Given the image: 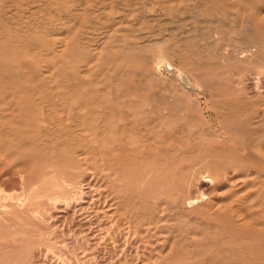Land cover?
<instances>
[{
    "label": "bare ground",
    "instance_id": "bare-ground-1",
    "mask_svg": "<svg viewBox=\"0 0 264 264\" xmlns=\"http://www.w3.org/2000/svg\"><path fill=\"white\" fill-rule=\"evenodd\" d=\"M115 1L117 0H35L34 2L26 0L27 3L21 4L25 11L21 9L19 11L16 9L14 0H0V87L2 88L0 91V221L5 216L4 200L12 202L19 200L18 196L4 197L2 187H5L12 179L15 181L16 175L19 176L20 184L24 185L21 170L24 164L34 163L38 170V178L36 181L30 180L33 182L30 186L37 187L36 191L40 193H47L46 197L50 204L60 201L69 205L75 201L76 198L68 197L69 190L77 189L82 179L85 178L86 171L91 170L92 174L102 176L107 186L114 185L118 191L123 188L128 194V200L121 199V202L127 204L125 211L129 225L136 220L138 210L142 211L143 216H150L147 222L143 223L144 230L142 229L141 234L157 239L162 242L163 247L167 245L165 248L168 250L165 254L163 253L166 261L171 255L173 257L171 253L174 249L182 248V245L176 244L180 243L183 238L177 241L174 235L172 239L169 236H156L162 225L172 218L169 212L173 213V207H170V204L167 207V202L165 204L156 199L150 200L151 198L147 196L150 191L146 190L147 193L144 191L149 187V178L152 177L155 181L167 180L170 177H181L193 172L200 174L201 183L207 182L209 187H226L229 184V188H232L233 182L230 181L233 175L242 173L249 177L250 172L253 178L242 181L243 189L231 191L226 199L220 198L221 195L208 197L200 191V188L195 193L193 192L192 198L181 200L180 204L183 206L182 210L186 213V218L190 213L195 214L204 219L206 224L203 223L202 233L192 228L193 230L190 231L192 237L188 241L183 240L182 243L187 242L185 245L195 247L197 252L195 257H198V260H193L188 264H264V182L261 181L264 177V12L259 13L258 9L257 13H237L240 28L235 24L238 30H234V35L236 41L241 40V44L240 47L235 44L231 45L233 47L228 49V52L220 46L224 33L220 37L219 28L218 30L216 28V31L211 30L212 33L200 31L198 34L197 29L193 27L194 29L191 28L193 33L189 30L187 37L181 35L184 40L181 41L180 36L179 42L173 41L171 36H178L180 27H176L175 31L171 30L172 33L165 26L166 23L163 24L157 19L159 13L165 15L164 13L174 11V3L170 8L166 0L164 2L122 0L125 5L124 7L121 5L120 9L115 5ZM235 1L237 3L235 7L238 9L239 5L241 7V4L245 3V0ZM231 3V0L225 1V6H223L226 12L235 8ZM257 3L260 4V2ZM39 4L46 5L47 10L44 12L39 10ZM86 4H92V9L95 7L93 4L98 5V7L96 5V11L92 10L93 18L89 14L91 12H86ZM84 5L86 10L83 9ZM198 8L199 4L195 8V13ZM179 9L178 13H180ZM222 10H224L223 7L221 13ZM190 11L188 9V12ZM226 12L225 14H228ZM214 13L217 15L216 12ZM229 18L232 23L233 16L230 15ZM217 19L220 20L219 16ZM149 26L161 28V32L147 34ZM221 26L220 28H223ZM225 30H228V26ZM183 41H189V45L191 41L196 43L198 49L200 48L199 52L196 51V54L190 56L189 47L187 49ZM190 48L197 50L195 47L190 46ZM19 52L24 59H29L28 65L21 66V63L16 60ZM206 59L214 60L212 62L214 66H221L226 71L223 74H226L232 65H247L259 69L254 73L257 77L256 83L245 87L242 95L235 97V102L219 104V106L216 104L217 108L216 106L209 107L206 103L200 104L201 98L188 97L186 94L192 107L200 110V115L214 111L211 113H214V116L218 115L217 121L230 127L228 135L223 128L211 130V126L210 130L207 126L204 128L205 131L197 132L196 137L189 133L187 135L184 131V129L187 131V128L182 122L186 119V112L185 116H179L180 110L178 109L179 112L174 119L172 118V123L169 120L170 127L166 124L170 116L153 118L154 106L150 105L151 102L147 103V97L143 93H141L143 96L137 94V97L130 93L123 95L127 89H125L126 86L123 87L124 91L121 96L114 93L121 88L119 89V86L114 83L112 76L119 73L125 74L132 66L137 76L139 74L156 80H160L164 72L173 73L175 78L182 83L185 82V76H193V80L190 79L193 86L203 91L207 84L209 88L213 85L210 86L209 82L204 85V78H199L200 74L205 76L204 71L208 69ZM40 66L44 68L40 69ZM13 67L16 68L14 73L17 76L14 79L9 77ZM231 70L233 71L232 68ZM140 80L142 81L141 78ZM30 87L36 90L35 95L39 92L41 96L44 88H48L50 92L49 95L42 93V97L33 101L30 93H34V89L30 92L28 91ZM132 90L134 91L133 88ZM147 90L149 91L148 87ZM249 95H254L256 102H249L247 98ZM179 102L182 104V101ZM13 106L15 107L13 109H16L15 114L12 112ZM144 110H146L144 113L146 119L140 123L139 116ZM157 110L161 112L159 108ZM195 116L197 119V115ZM189 118L186 120L188 125H191L190 123L195 119L191 121ZM196 126L194 124V127ZM192 129L191 133L194 131L196 133V130L200 128L197 127L193 131ZM45 150L47 154H49L48 151L59 152V156L68 151L69 156L56 158L57 156L47 155L46 157ZM255 156H258L256 158L263 163L261 167L252 164ZM190 161H203L205 163L204 172L196 166L187 168V163L189 165ZM61 166L64 167L66 173L64 176L68 179H63L54 186L63 188L65 191L54 190L55 187L48 180ZM123 173H126L129 179L135 177L133 180L130 179L132 183L126 180L128 183L120 184L121 180H118L117 176ZM112 177H116V180ZM135 179L138 180L137 183ZM135 184L137 186L139 184L138 190L137 187L133 190L132 185L135 186ZM144 184L146 185L143 187ZM181 192L178 195L183 196ZM174 199L173 203H176L177 199L175 197ZM153 209L154 211L151 212ZM139 217V221L142 222L140 215ZM174 217L173 219H176V216ZM181 227L180 233L184 226L182 229ZM169 230H173L172 227ZM165 233H167L166 229ZM17 242L18 238L16 241L11 238V235H0V264L18 262L17 258L5 254V250ZM160 253H162L161 249ZM207 255L209 257L206 258ZM181 260L182 258L172 264H184Z\"/></svg>",
    "mask_w": 264,
    "mask_h": 264
},
{
    "label": "rangeland",
    "instance_id": "rangeland-1",
    "mask_svg": "<svg viewBox=\"0 0 264 264\" xmlns=\"http://www.w3.org/2000/svg\"><path fill=\"white\" fill-rule=\"evenodd\" d=\"M34 1L35 0H29V2H34ZM117 1H119L120 3H118ZM117 1H115V5L120 7V9L122 7H124L125 4H124V2H122V0L121 1L117 0ZM162 1L164 2L165 0H159V2H162ZM166 1H168L167 5L170 6V8L173 6V3H174V5H175L173 7L174 11L171 10V12H168L169 13L168 16H167L168 13H164L165 15H163V13H159L158 14L159 17L157 20H161L163 22V24L166 23L165 26L168 29H170V31L171 30L175 31L176 27H180L179 28L180 34L178 36H171L173 41L175 40V42H176V40H177V42H179L181 39L180 38L181 35H184V37H187L189 30H190V32L192 31L191 28L192 29L196 28L198 34L200 33V31L201 32L204 31V33H212L211 30L216 31V28H217V30L219 28V32L221 30V33H219L221 35L220 37H222L223 36L222 34L224 33L223 37H224V43H225L223 45V37H222L220 46H222V48L226 49L228 52L234 46V44H235V46H239V47L241 44V42H240L241 40L239 39V42H238V40L236 41V38L234 35V30H238L237 28H235V24H237L236 26H238V28H240L239 23H238L239 20L237 22V18H238L237 13H244V12H246V13H257L256 10H258V9H259V13H260V11H262V13L264 12V5H263L264 0H245V3L244 4L242 3L241 7L239 5V9H238V7L237 8L235 7V6H237L236 1L231 0L232 7H235L233 9H231V11L229 10L231 12L230 15L233 16L232 20L234 22V23L233 22L231 23V21L229 20L230 19L229 18V16H230L229 11L226 12L225 7H224L226 0H217V1L216 0H199V1L198 0H188L187 2L185 0H181V1L180 0H175V1L174 0H166ZM257 2H260V4ZM14 3H15V6L17 7L16 8L17 10L20 11V9H21V11H25L23 5H21V4L27 3L26 0H14ZM252 3L255 4L254 7H253ZM18 4H19V6H18ZM198 4H199V8H198V11L196 10L197 11L196 12L197 15H196L195 8L198 6ZM86 5H87V11L86 12L87 13L91 12L89 14H91V18H93L92 10H93V12L96 11L98 5L93 4V6L95 5V7H94L95 10H94V8L92 9V7H91L92 4H86ZM96 5H97V7H96ZM121 5H122V7H121ZM218 6L221 9L223 7L224 10H222V13H221V9ZM38 7H40L39 10H41L42 12L47 10L46 5L43 6L42 4H39ZM177 8L178 9L180 8L179 9L180 13H178ZM83 9L86 10L85 5L83 6ZM188 9H189V11L191 9V11L188 12ZM175 10H177V12ZM214 12H216L217 15H215ZM223 12H224V15L227 16L226 18L224 15H222ZM225 12L228 14H225ZM177 13H178V15H177ZM208 13H209V16H208ZM19 14H22V13H19ZM212 14H214L216 18ZM150 15H153V13H151ZM206 15H207V17H206ZM218 16H219L220 20L217 19ZM47 22H48V19H47ZM172 22H173V25H172ZM133 23H135V22H133ZM230 23L233 24L234 28L232 27V25H230ZM226 24L228 26V30H225V28L227 29ZM229 25L231 26L232 29L230 28ZM220 26L223 28H220ZM148 28L150 29V31L148 29L146 31L147 34H149V33L150 34H157V32H159V31L161 32V28H158V27L156 28V26L155 27L149 26ZM155 28L157 31L155 30ZM196 29L194 30L195 32H196ZM173 31H171V32L173 33ZM228 32L231 35H228L229 34ZM238 32L239 31H237V33ZM191 33H193V31ZM173 37H175V38H173ZM184 37H182L181 41L184 40L183 39ZM229 37H230V39H229ZM178 38H180V39L178 40ZM225 40H227V42ZM235 41H236V43H234ZM183 42H184V44L186 43L187 49L189 47L188 54L190 56H193L194 53L196 54L197 52H199L200 48L198 49L196 43H193V41L190 42V45L188 43L189 41H183ZM183 42H182V44H183ZM192 43H193V46H192ZM227 43L229 44V46ZM238 43H239V45H238ZM231 45H233V46H231ZM190 46L193 48L194 47L197 48V50L196 49L191 50ZM226 46H227V48H226ZM22 57L23 56L19 52V56L17 57L16 60L21 63V66L22 65H25V66L28 65V62H30V61H28L29 59L28 58L24 59V57H23V60H24L23 61V60H21ZM18 58H19V60H18ZM81 60H83L82 57H81ZM206 62H208L209 66L207 67L208 69H206L204 71L205 76L200 74L199 78L200 79L204 78V85H206L207 82L210 83V86H211V84H213V85L209 88L208 87L209 84H207L206 85L207 87L204 86V87H206V89L204 88L205 90H203V91H200L193 86V84H192L193 82L190 81V79L193 80V78H194L193 76H190V77L185 76V82L182 83L177 78H175L173 73H170V74L167 73L166 74V72H164V75L160 77V80H156L155 78L153 79L151 77L147 78L145 76H140L138 73H137L138 74V76H137L135 69L132 66V67H129V70L127 73H125V74L119 73L117 75L112 76L114 83L119 86V89L121 88L119 91H116L114 93L117 96H119V95L121 96L122 92L124 91L123 87L126 86L125 89L126 88L127 89L123 92V95H125L126 93L127 94L130 93V95L137 97L138 95L143 96V94H144V96L147 97V99H146L147 103L150 104V102H151L150 105L154 106L153 110H152L153 111L152 114H155V115L154 116L151 115V116H153V118H156L157 116H158V118H160V117H167L168 118V116H170L168 118V121H166V124H168V126H170V127H171L172 120L174 119V116H176L178 114L179 110H180V112L178 114L179 116H182V117L185 116V112H186V119H188L190 117L189 119H191V121L194 120L196 117L195 115H197L198 118L194 120L195 122L192 121L190 123L192 126L188 125V121L186 119L184 121L182 120L183 124L185 123L184 127L186 126L185 128H187V131L184 129L185 134L189 133L191 135H195V137H196L197 132L205 131L204 128H206L207 126H208L207 129L210 130V126H211V130L216 129V128L221 130L223 128L225 130L226 134L228 135V134H230V130H229L230 127L220 123V121H217L218 115L214 116V113H211L214 111L204 113V114L201 113V115H200V110L197 108L196 109L193 108L192 105L190 104V102H188L187 98L190 96L191 97L195 96L194 98L199 97V99L201 98L200 104L206 103L207 106H209V107L216 106V108L219 106V104L224 105V104L230 103L232 101L235 102L236 101L235 97H239L240 95H242V92H243L242 90L245 87L252 86V83L253 84L256 83L257 77L254 75V73H256L259 69H255L253 66H247V65H245V66L244 65H238V66L232 65L230 67V69L227 70V73L223 74L226 71L223 70L221 68V66L212 65V62H214V60L211 61L210 59L209 60L206 59ZM42 66H40L39 68L43 69L44 67H42ZM231 68L233 69V71L231 70ZM15 69L16 68L13 67L11 70L12 73H9V77L12 79L17 78L16 74L14 73ZM228 71H230V72H228ZM131 73H133V74H131ZM130 75H131V77H130ZM133 76H135L136 78ZM196 77L198 78V76H196ZM140 78L142 79V81L140 80ZM114 79H117V80H114ZM136 79L138 81H136ZM206 79H207V81H206ZM149 81H150V83H149ZM130 82H131V84H130ZM134 82H136V84ZM124 83L126 85H123ZM226 83H228V84H226ZM134 84H135V86H133ZM147 87H148L150 92L147 90ZM132 88L134 89V91L132 90ZM31 89H34V88L30 87V89H28V91L30 90V92H32ZM45 89H46V91H44ZM129 89H131L133 92H131V90L129 91ZM1 90H2V88L0 87V91ZM44 90H43V92H41V96H39V94H40L39 92H37L35 95V92H36L35 89L33 90V92L35 91L34 93L29 92L30 95H32V97H33V98L31 97V99L33 101H37L39 97H42V93L43 94L46 93L45 95H49L50 90L48 88H44ZM106 90H109V89H106ZM110 90H112V89H110ZM127 90L129 92H127ZM8 92L10 93V89ZM234 92H236L237 95ZM141 93H143V94H141ZM186 94L188 95V97L186 96ZM45 95H44V97H47ZM10 96L11 95L9 94V97ZM162 96H163V98H162ZM247 98L249 99V102H256V100H257L254 95H249V96H247ZM183 99H186L187 101L183 100ZM133 100H135V99H133ZM165 100H166L167 105H169V107L166 105V103H164ZM175 101L177 102L176 104H175ZM179 101H182V104ZM155 102L157 103L156 105H155ZM159 103L162 105V107H161V105H159ZM164 104H165V106H164ZM178 104H180L179 107H178ZM132 105H134V104H132ZM173 105H176V106H173ZM181 105H182V107H181ZM14 106L12 107L13 114H15V112H16V109H13V108H15ZM149 108L151 109V106ZM158 108L161 112H159L157 110ZM166 108L169 110H167ZM165 109H166V112H165ZM174 109H175V111H173ZM171 110H172V112H168ZM145 111L146 110L141 112V115L139 116V122L142 121L143 119L144 120L146 119V117L144 115ZM132 114L133 113L131 112V115ZM192 114L194 116H192V118H191ZM159 115H161V116H159ZM207 117H208V119H207ZM169 120H171L170 125H169V122H170ZM209 121L211 124L209 123ZM198 122H201L202 124L200 125V123H198ZM194 124H195V126L196 125L197 126L194 127ZM213 124L215 125V128H213L214 127ZM179 125H180V121H179ZM199 125H200V127H199ZM202 125H203V127H202ZM189 126H190V128H189ZM197 127L200 128L201 130L200 129H198L200 131L196 130ZM192 128L196 130V133H195V131L192 132L193 134L191 133ZM193 129H192V131H193ZM44 153H45L44 155L46 157H48L49 155L50 156L53 155L55 157L57 156L56 158L69 156L68 151H66L65 153H61V156H59L60 155L59 152L52 153V152L48 151L49 154H47V151L45 150ZM256 157L258 158V156H255L252 164L256 165L258 167H261V164H263V163H261L260 159H257ZM256 160L258 162H256ZM97 163H99V161ZM191 166L199 167L198 169L201 172H204V170H205L204 169L205 163L203 161L202 162L190 161L189 165L187 163L186 167L188 168ZM200 166H202V168ZM25 168H26V170H25ZM21 170H22V176H24V185L20 184V181L18 180L19 176L16 175L15 176L16 178L14 177L15 181H14V179H12L11 182L6 184L8 186L5 185V187L4 186L2 187V190H3L2 195L4 197L7 195L8 196H15V197L18 196L17 198L19 200L15 201V202L13 201L14 203L11 200L10 201L7 199L4 200L5 201L4 202L5 216L0 221V228L1 229L4 225L3 229L2 230L0 229V235H3V234L11 235V238L16 240V241L18 238V242L13 244V246H11L9 248L10 250L9 249L5 250L6 255H10L13 258L18 259V262L16 264H21V262L23 264H161V263L162 264H164V263L165 264H172L176 260H180V258H182L181 261H183L184 264H186V263L188 264L189 262H192L193 260L197 261L198 257H195L196 253H197L195 251L196 250L195 247H192V248H191V246L188 247L187 245H185V244H187V242L184 241L182 243V241L186 240V239H187V241L190 240V238L192 237L190 231H192L194 228L196 230H198V232L202 233L203 232L202 227H204L205 220L202 218H199V216H197L195 214H191V213L186 218L185 217L186 213H184V211L182 210L183 206L180 204L181 200L192 198L193 194L197 190H200V188H201L200 191H203L204 194H206V196H208V197H212V196L215 197L218 195H221V196L223 195L222 197L220 196V198L226 199L230 195L231 191H238V190L243 189L244 185H242V181H246L249 178H253L250 176V172L248 173L249 177L248 176L246 177L245 174H242V173L235 174V175H233V179L230 181V182H233L232 188H229V184H228V186H226V187L219 186V187H217L218 188L217 189L214 187L213 188L209 187L208 186L209 183H207V182L201 183V180L199 179L200 174L193 173V172L187 173L181 177H178V176L170 177L167 180H156L155 181L154 178L150 177L151 179L149 178V183H150L149 187L144 190L146 193H147V191L151 192V193L150 192L147 193V196H149V198H151L150 200H152V201L156 199V200H159L160 202L165 203V204L167 202L166 206L168 207L170 204V207H173V213H174V215H173L172 212H169V214L172 215L171 216L172 218L170 219V221L168 223L166 222L169 226H167V224L164 223V225L166 224V226L164 227V225H162V228H160L158 230V234L156 236H160V237L161 236L162 237H168L169 236L172 239L173 235H174V238L177 239V241H180V239L183 238L180 242L182 244H180V243L176 244V245H182V248L180 249L179 247H177L176 250L174 249L173 250L174 253L173 252L171 253V254H173V257L171 255L169 257V259H166V261H165V258H164L165 255L164 254L168 250L167 248H165V247H167V245H165L163 247L162 242L157 241V239L150 238L148 235L141 234V231L144 230V224L143 223H146L147 220L150 218V216H143L142 211L138 210V212H137L138 220L136 218V220H134V222L132 221L131 225H129V223L127 221L128 215L126 214V211H125L127 204L121 202V199L127 201L129 197L127 196L128 194L124 192L125 190H123V188H122V190L120 189L121 191H118L114 185L110 184L107 186L106 183L103 181L102 176L92 174L91 170H87L85 178H83L84 180L82 179V182L77 187V189L69 190L70 195L68 197H70L71 199L76 198L75 201H73L69 205H66L64 202H60V201H57L54 204H50L48 202V197H46L47 193H43V192L40 193L39 191H36L37 187H35L33 185H32V187L30 186L31 184H33V182H31V181L32 180L36 181V179L38 178V170L34 166V163L29 162L27 164H24L23 169H21ZM64 170H65L64 167L61 166L60 168H57L56 173L53 174V176L50 179L48 178V180L53 184V186L56 183H60L63 179H65V180L68 179L67 177L64 176L66 174ZM98 177H99V179H98ZM117 177H118V180H121L120 184L128 183L127 182L128 180H129V182L132 183V180L135 178V177H133V179H132L130 177V179H132V180H130L129 176H127L126 173H123V175L118 174ZM86 178H87V180H86ZM112 179L116 180V177H112ZM29 181H30V183H28ZM100 181H102V182L100 183ZM136 181L138 182L137 179H135V183H137ZM261 181L264 182V177L261 178ZM27 183H28V186H27ZM175 184H176V186H175ZM145 185L146 184H144L143 187ZM173 185H174V187H173ZM263 185H264V183H263ZM236 186H237V188H236ZM54 187H55L54 190L65 191V189H63V188L56 187V186H54ZM132 187H133V190L135 189V187H137V190H138V187L140 188L139 184H138V186L136 184H135V186L132 185ZM224 188H226V189H224ZM159 190L160 191L162 190V191L159 192ZM31 191H33V192H31ZM222 191H223V193H222ZM102 192H104L105 195ZM179 192L183 193V196H182V194H181V196L178 195V194H180ZM224 194H226V195H224ZM119 197H120V199H119ZM157 197H158V199H157ZM174 197L177 199L176 203H173V201L175 200ZM106 198H108V199L106 200ZM178 198H179V200H178ZM171 199H172V201H171ZM118 200H120V201H118ZM0 201H1V199H0ZM110 201H112V202H110ZM37 203H38V205H37ZM42 203H44V204H42ZM2 204H3V202H2ZM7 207L9 208V210ZM49 207H51V208H49ZM37 208H39L40 210H38ZM29 209H31V210L29 211ZM65 209H67V210H65ZM153 211H154V209L151 212H153ZM33 212H35V213H33ZM37 215H39V216H37ZM139 215L142 218V222L139 221L140 220ZM110 216H111V218H110ZM174 216H176V219H173V218H175ZM182 218H183V220H182ZM191 218H193V219H191ZM174 220H178V221L180 220V221L178 222V221H174ZM42 221H43V223H42ZM171 221H173V223ZM196 221H198V222H196ZM138 223H140V224L138 225ZM178 223H180V225H183L184 228H183V226L181 227ZM195 223H196V225H195ZM184 224H186L187 226ZM177 225L180 226L181 229L183 228L182 231L184 230V232L181 231V233H180V231H179L180 227H178ZM188 225H189V227H188ZM14 226L17 228L15 229ZM190 226H191V228H190ZM168 227L170 229L172 227L173 230H169ZM176 228H177L178 233L177 232L175 233ZM165 229H166L167 233H165ZM187 229H189V231ZM20 231H21V233H19ZM170 234H171V236H170ZM178 234H180V235H178ZM181 234L183 236H181ZM184 235H185V237H184ZM16 236H17V238H16ZM20 236H22V238H20ZM188 236H189V239H188ZM31 238L33 239V241H31L32 240ZM24 243L26 246L24 245ZM157 247H161V248H157ZM160 249H161L162 253H160ZM162 249L164 250V252ZM182 249H183V251H182ZM158 251H159V253H158ZM178 253L179 254L181 253L180 256ZM185 255H187V257ZM174 256H175V258H174ZM207 257H209V255H207L206 258ZM20 258H22V259H20ZM159 259H161L160 262H159Z\"/></svg>",
    "mask_w": 264,
    "mask_h": 264
}]
</instances>
